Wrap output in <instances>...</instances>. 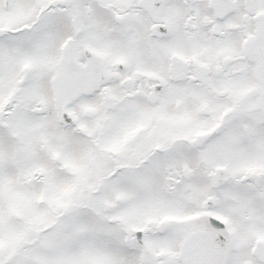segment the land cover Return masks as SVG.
I'll list each match as a JSON object with an SVG mask.
<instances>
[{"label": "snow or ice", "instance_id": "1", "mask_svg": "<svg viewBox=\"0 0 264 264\" xmlns=\"http://www.w3.org/2000/svg\"><path fill=\"white\" fill-rule=\"evenodd\" d=\"M0 264H264V0H0Z\"/></svg>", "mask_w": 264, "mask_h": 264}]
</instances>
